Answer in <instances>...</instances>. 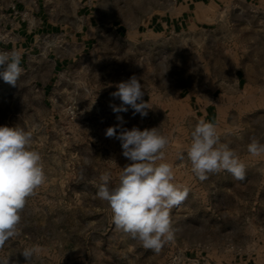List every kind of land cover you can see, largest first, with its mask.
<instances>
[{
	"label": "rangeland",
	"instance_id": "374dc122",
	"mask_svg": "<svg viewBox=\"0 0 264 264\" xmlns=\"http://www.w3.org/2000/svg\"><path fill=\"white\" fill-rule=\"evenodd\" d=\"M24 1L0 0V51L21 52L23 69L15 87L0 78V126L31 131L46 182L27 199L0 259L26 264L22 250L38 245L30 264H264V155L247 152L252 138L264 143V13L175 36L138 30L155 0H83L86 11L80 0ZM43 5L54 31L39 24ZM132 75L152 106L145 117L110 107L121 105L111 94ZM216 87L224 93L217 133L246 164L243 181L226 171L201 181L181 159L202 119L189 95ZM117 115V134L159 128L169 138L174 183L189 189L170 211L174 240L159 253L118 231L96 196L102 172L114 186L130 163L121 142L105 136Z\"/></svg>",
	"mask_w": 264,
	"mask_h": 264
},
{
	"label": "clouds",
	"instance_id": "9594fccd",
	"mask_svg": "<svg viewBox=\"0 0 264 264\" xmlns=\"http://www.w3.org/2000/svg\"><path fill=\"white\" fill-rule=\"evenodd\" d=\"M21 52L0 51V78L15 87L23 74ZM111 95L118 98L120 106L110 104L114 113L127 112L130 106L134 114L147 116L152 106L143 100L144 90L140 79L132 75L116 85ZM108 127L107 138L121 142L122 154L130 161L118 176V182L109 186L112 174H100L96 196L105 202L112 213L115 228L136 240L143 248L159 253L164 245L174 240L170 211L188 196L189 189L174 183L173 165L166 160L169 138L159 128L137 127L122 129L124 123ZM32 133L23 127L0 126V249L7 241L18 235L21 212L27 199L46 182L41 154L32 148ZM181 159L190 162L191 171L204 181L209 174L230 173L235 180L246 178V164L238 152L226 143H221L216 125L201 119L191 132V142ZM247 152L253 157L264 155V143L252 138ZM41 251L38 245L25 247L22 255L26 264ZM0 264H9L8 258Z\"/></svg>",
	"mask_w": 264,
	"mask_h": 264
},
{
	"label": "crops",
	"instance_id": "0c3cea01",
	"mask_svg": "<svg viewBox=\"0 0 264 264\" xmlns=\"http://www.w3.org/2000/svg\"><path fill=\"white\" fill-rule=\"evenodd\" d=\"M17 2L19 7L25 3L24 0H17ZM14 3L15 1H12L13 8L16 7ZM80 3V8H84L86 11L87 3H84L83 0H80ZM250 11L264 13V0H155V5L144 17L138 30L142 28L147 34L168 33L175 34V36L183 33L211 31L231 20L234 21L233 16L236 13L241 14L243 18L249 17L252 14ZM39 12L41 9L37 12L40 26L51 28L54 31L56 23L52 21L51 13L46 5H43L42 14ZM20 26L23 25L20 24ZM27 34L31 37L32 31L27 30ZM61 62V60H56L55 65L62 66ZM260 75H263L262 70ZM236 76L238 84H240V75ZM217 90L218 87L207 95L191 92L188 98L195 114L214 124L219 122L224 107L221 102V96L224 94L222 93L223 89L219 92ZM185 258L188 259L187 257L182 259Z\"/></svg>",
	"mask_w": 264,
	"mask_h": 264
}]
</instances>
